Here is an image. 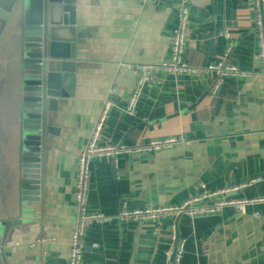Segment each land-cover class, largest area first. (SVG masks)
Wrapping results in <instances>:
<instances>
[{"label":"crops","instance_id":"1","mask_svg":"<svg viewBox=\"0 0 264 264\" xmlns=\"http://www.w3.org/2000/svg\"><path fill=\"white\" fill-rule=\"evenodd\" d=\"M73 2V34L67 37L74 58L68 61L66 95L57 106L59 137L46 153L44 215L40 222L16 223L0 241L2 264H66L76 216L77 158L107 101L117 109L108 115L102 146H143L170 138L189 144L122 156L115 164L94 160L89 214L115 218L123 205L131 210L176 206L201 189L228 191L232 199L264 197V77L225 79L212 94L217 81L212 74H157L142 88L134 115L123 112L135 77L121 66L155 65L169 56L183 2L189 9L183 60L190 68L223 63L244 72L258 69L250 0ZM251 211L260 219L227 209L158 224H94L82 241V264H169L164 254L179 240L185 242L181 264H264V205ZM42 231L54 242L38 244Z\"/></svg>","mask_w":264,"mask_h":264},{"label":"water","instance_id":"2","mask_svg":"<svg viewBox=\"0 0 264 264\" xmlns=\"http://www.w3.org/2000/svg\"><path fill=\"white\" fill-rule=\"evenodd\" d=\"M73 5V0H0V103L8 108L0 131L5 173L0 181L16 192L12 208L0 210V241L16 223L40 222L44 215L46 153L59 137L57 106L74 58L67 37L73 34Z\"/></svg>","mask_w":264,"mask_h":264},{"label":"built area","instance_id":"3","mask_svg":"<svg viewBox=\"0 0 264 264\" xmlns=\"http://www.w3.org/2000/svg\"><path fill=\"white\" fill-rule=\"evenodd\" d=\"M142 4H158L159 0H140ZM252 8V26L256 37V49L258 69L254 72L241 71L236 66L223 63L209 65L203 69L190 68L183 60L184 49L187 40L189 26V9L187 2H183L177 10V26L170 38V52L165 60H161L155 65H133L121 66L129 70L135 77L134 86L126 101L124 114L127 117L134 115V107L142 91V88L155 81L157 74H174L189 76H206L212 74L217 81L213 87L212 94L216 91L221 82L225 79L233 80H257L264 77V0H250ZM225 40L229 39L226 32L221 34ZM232 45L227 44L226 53L231 51ZM111 95V93H110ZM117 109L113 102H104L99 110L93 128L91 129L87 144L77 158L75 182H74V202L76 216L74 227L70 236L69 252L66 264H82L81 252L82 241L89 226L94 224H108L114 221L120 223H154L158 224L167 219L197 218L219 214L230 209L240 216H249L252 219H260V215L251 211L255 206L264 205V197L253 199H232L226 197L228 191L208 192L204 189L195 197L180 203L176 206H164L160 208H150L143 210H131L122 206L117 217L111 218L99 214H89L87 212V195L90 178V165L94 160L112 159L114 164L119 157L152 154L171 149L178 144L188 145L189 142L178 139L152 140L143 146H102L100 140L105 129L108 115ZM246 186L240 188L244 190ZM170 240L176 242L175 229L170 228ZM54 242V239L42 231L38 244ZM29 247H33L30 245ZM185 242L179 240L173 251L166 252L165 258L173 260L170 264H181L184 256Z\"/></svg>","mask_w":264,"mask_h":264},{"label":"rangeland","instance_id":"4","mask_svg":"<svg viewBox=\"0 0 264 264\" xmlns=\"http://www.w3.org/2000/svg\"><path fill=\"white\" fill-rule=\"evenodd\" d=\"M2 57V56H1ZM5 59V58H4ZM2 60V59H1ZM0 60V66L2 65V61ZM4 61V60H3ZM8 108L6 107L5 103L1 104L0 103V131L3 130L4 122L6 121V115H7V110ZM0 157H1V152H0ZM6 173L10 172L8 168L4 169ZM5 173L2 172L0 168V177L4 175ZM16 197V192L14 187H11V191H8L6 185L0 181V210H6L9 211L13 204H14V198Z\"/></svg>","mask_w":264,"mask_h":264},{"label":"flooded vegetation","instance_id":"5","mask_svg":"<svg viewBox=\"0 0 264 264\" xmlns=\"http://www.w3.org/2000/svg\"><path fill=\"white\" fill-rule=\"evenodd\" d=\"M1 152V151H0Z\"/></svg>","mask_w":264,"mask_h":264}]
</instances>
